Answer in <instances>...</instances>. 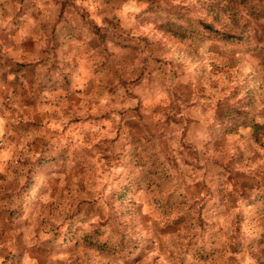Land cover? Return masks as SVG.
Listing matches in <instances>:
<instances>
[{
    "label": "clouds",
    "instance_id": "1",
    "mask_svg": "<svg viewBox=\"0 0 264 264\" xmlns=\"http://www.w3.org/2000/svg\"><path fill=\"white\" fill-rule=\"evenodd\" d=\"M0 264H264V0H0Z\"/></svg>",
    "mask_w": 264,
    "mask_h": 264
}]
</instances>
